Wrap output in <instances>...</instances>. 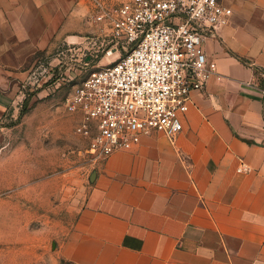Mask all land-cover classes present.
<instances>
[{
    "label": "crops",
    "instance_id": "obj_1",
    "mask_svg": "<svg viewBox=\"0 0 264 264\" xmlns=\"http://www.w3.org/2000/svg\"><path fill=\"white\" fill-rule=\"evenodd\" d=\"M217 74L160 132L99 160L61 246L72 264H264V0H222ZM87 0H0V116L32 59L94 30ZM19 78V79H18Z\"/></svg>",
    "mask_w": 264,
    "mask_h": 264
},
{
    "label": "rangeland",
    "instance_id": "obj_2",
    "mask_svg": "<svg viewBox=\"0 0 264 264\" xmlns=\"http://www.w3.org/2000/svg\"><path fill=\"white\" fill-rule=\"evenodd\" d=\"M90 8L94 30L38 51L0 116V264H72L60 249L99 159L65 104L77 83L116 58L105 57L108 31Z\"/></svg>",
    "mask_w": 264,
    "mask_h": 264
},
{
    "label": "built area",
    "instance_id": "obj_3",
    "mask_svg": "<svg viewBox=\"0 0 264 264\" xmlns=\"http://www.w3.org/2000/svg\"><path fill=\"white\" fill-rule=\"evenodd\" d=\"M92 19L106 27L105 57L116 58L77 83L66 111L95 159L160 132L174 138L193 92L217 74L204 41L227 24L222 0H87ZM90 12V11H89Z\"/></svg>",
    "mask_w": 264,
    "mask_h": 264
},
{
    "label": "trees",
    "instance_id": "obj_4",
    "mask_svg": "<svg viewBox=\"0 0 264 264\" xmlns=\"http://www.w3.org/2000/svg\"><path fill=\"white\" fill-rule=\"evenodd\" d=\"M26 102H27V100H25V102H24V108L26 107Z\"/></svg>",
    "mask_w": 264,
    "mask_h": 264
},
{
    "label": "water",
    "instance_id": "obj_5",
    "mask_svg": "<svg viewBox=\"0 0 264 264\" xmlns=\"http://www.w3.org/2000/svg\"><path fill=\"white\" fill-rule=\"evenodd\" d=\"M93 175H94V173H93ZM93 175H92V176H93ZM92 180H93V179H92V177H91V181H92Z\"/></svg>",
    "mask_w": 264,
    "mask_h": 264
}]
</instances>
